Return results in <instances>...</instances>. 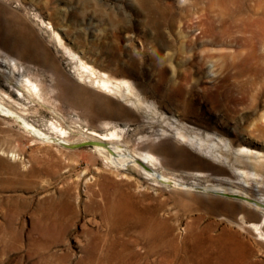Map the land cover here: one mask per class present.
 Here are the masks:
<instances>
[{"label": "rangeland", "instance_id": "374dc122", "mask_svg": "<svg viewBox=\"0 0 264 264\" xmlns=\"http://www.w3.org/2000/svg\"><path fill=\"white\" fill-rule=\"evenodd\" d=\"M196 1L0 0V46L29 62L41 98H21L1 75L0 95L9 92L19 103L12 107L28 108L30 122L46 132L53 131V120L101 133L125 127L143 147L134 131L141 114L82 83L57 47L54 29L86 61L131 79L161 109L235 146L264 152V31L256 43L240 26L221 25L231 19L220 18L218 0H190ZM43 47L45 60L51 56L59 71L34 53ZM99 108L115 115L99 117ZM12 122L0 116V264H264V241L241 218L249 223L261 216L240 201L158 187L133 167H108L91 145L67 148L58 137L50 135L51 143ZM188 147L180 154L155 153L172 172L201 170L236 180L228 167ZM199 197L239 210L207 211Z\"/></svg>", "mask_w": 264, "mask_h": 264}, {"label": "bare ground", "instance_id": "6f19581e", "mask_svg": "<svg viewBox=\"0 0 264 264\" xmlns=\"http://www.w3.org/2000/svg\"><path fill=\"white\" fill-rule=\"evenodd\" d=\"M181 2L183 4H189L191 6L193 4L197 5V1L194 3V2H190V0H181ZM218 3H219L218 5L219 12L222 13L220 18L222 17L223 20L231 19L222 22L221 25H225L226 23H229V25L238 28L240 26L241 29L239 32H242L244 34L249 33L250 35L246 37L252 40H256L254 41L256 43L260 42L258 36L260 34L259 32L264 31V0H218ZM189 11H190L189 16L190 15L192 16V9L189 8ZM203 19H201L200 22H204ZM217 21L218 20L212 22V25L216 26ZM174 22L176 23V21ZM43 23L45 22L43 21ZM52 32L54 35L53 38L57 43V47L62 49L65 57L73 65L74 71L77 73L82 83L88 84L90 85V87H93L104 94L119 99L120 101L124 102L127 106L132 107L141 114L143 121L137 123V126L135 127L134 131L138 135H142L141 139H143V141L140 142L143 143V147L142 148L138 147L135 144L136 142L133 140V138H131L130 136H126L127 131L125 127L122 128L115 127L114 129H112L107 133H101L97 130L90 128H82L81 130L79 129L72 130V129H68L62 122L54 121L52 119L53 121H51L49 125H50V129H52L53 131L46 132V130L40 129L35 124L30 122L27 116L30 113L28 111V108L22 106L21 107L22 110H16L15 108L12 107L13 105L11 103H17V102L13 99L10 93L5 90H2L3 92H5V95L3 96L0 95L1 117L3 116L7 119H11L16 125L24 128L30 133L38 134L41 137L44 136L45 138L48 139V142L52 143L54 141L53 138L58 137L62 140L64 144L62 145L67 148H73L70 146H72L75 143H80L83 141H92L94 142V144L92 145L93 150L97 151L104 158L105 164L108 167H112V168L114 167L117 170H127L130 167H133L144 178L152 180L153 183L151 184H154L158 187L161 188L173 187L177 189L187 190L189 192H205L207 194H213L220 197L221 196L228 197L240 201L250 210H253L255 214L261 216V220L259 222L251 221L247 223L248 221L246 222L244 215H242L241 218L242 221L248 227H251L252 229L255 230L256 234L259 237L258 239L264 241V207H263L264 152L262 150L244 144L235 146V144L231 141V139L224 136L223 134L210 129H206L202 126L191 123L190 121H185L184 119L176 116L174 113L161 109V107L158 105L157 102L144 96V94L136 86L134 81H132L131 79H127L125 77L124 78L114 77L106 71L99 70L97 67L86 61L78 52H76L74 49L66 45L64 40L57 31L53 29ZM38 42H40V40ZM44 48L45 47H43V49L41 50L36 49L34 51L35 54L40 55V58L43 57L42 60L40 59L41 61L45 60V55L49 56L48 51ZM8 51L0 46V65H2V67L0 66V75L4 79H6L12 90L16 91L21 96V98H25V99L41 98V90L39 88V85L32 77L30 70H27L26 68V63L29 62H21L18 58H16ZM50 57L49 60H45V62L47 61V66H49L54 71H57L58 68L54 62V59ZM31 60L34 59L32 58ZM109 109L99 108V110L97 111V115L103 118L110 117L111 115L114 116L115 112L110 111ZM262 118L264 117L262 116ZM148 128L151 129V133L143 135L144 131H146V129ZM50 135L54 137L49 138ZM75 135H80V136L78 138L76 137L73 139ZM163 140L165 141L162 143ZM156 143H161V145L158 148H153L151 150H148L146 148L147 146L153 147L154 144ZM184 145L189 146L188 148L191 147L193 149H196L203 156L207 158H211L210 160H214L228 167L229 171L234 176H236V180L229 177L225 178L224 176L222 177L221 175L215 176L211 173L201 170L184 171L181 173L174 171L172 172L169 170L168 163L164 161L162 156L155 153L156 150V152L165 155H169L171 153L180 154L182 151L181 146ZM12 155L17 157L14 154ZM186 177H189L190 179H187ZM88 181L91 180L89 179ZM246 188L254 189L256 192H249L248 189ZM225 194H229V195H225ZM230 195H237L240 197L233 198ZM120 199H122V197ZM249 199H251L252 201H250ZM197 201L198 203L200 202L207 211L217 210L220 212L224 211L230 214H235L237 210H239L238 205H233L218 201H210V200L209 202L208 200H204L200 197L197 199ZM252 215L254 216V214ZM152 221L154 222L155 220L152 219ZM218 243H220V241ZM224 248L227 249L228 247L224 246ZM200 250L202 251V249ZM244 254H246V252ZM215 256L217 257V255ZM223 258L221 257V259Z\"/></svg>", "mask_w": 264, "mask_h": 264}, {"label": "water", "instance_id": "95a60500", "mask_svg": "<svg viewBox=\"0 0 264 264\" xmlns=\"http://www.w3.org/2000/svg\"><path fill=\"white\" fill-rule=\"evenodd\" d=\"M62 144H63V142H62ZM93 144H94V142H92V141H85V142H82V143H75V144H73L70 147L78 148V147H83V146H88V145L92 146ZM225 195H229V194H225ZM230 196L233 197V198H239L240 197V196H237V195H230ZM249 200L252 201L251 199H249ZM263 207H264V205H263Z\"/></svg>", "mask_w": 264, "mask_h": 264}]
</instances>
